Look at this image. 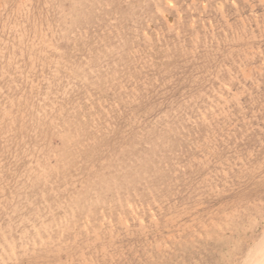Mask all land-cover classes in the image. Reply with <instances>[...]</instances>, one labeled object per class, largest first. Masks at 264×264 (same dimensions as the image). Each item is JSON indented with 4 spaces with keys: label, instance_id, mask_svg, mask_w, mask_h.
Listing matches in <instances>:
<instances>
[{
    "label": "rangeland",
    "instance_id": "rangeland-1",
    "mask_svg": "<svg viewBox=\"0 0 264 264\" xmlns=\"http://www.w3.org/2000/svg\"><path fill=\"white\" fill-rule=\"evenodd\" d=\"M0 109V264H240L264 231V0H0Z\"/></svg>",
    "mask_w": 264,
    "mask_h": 264
},
{
    "label": "bare ground",
    "instance_id": "bare-ground-1",
    "mask_svg": "<svg viewBox=\"0 0 264 264\" xmlns=\"http://www.w3.org/2000/svg\"><path fill=\"white\" fill-rule=\"evenodd\" d=\"M148 7V6H147ZM188 7V6H187ZM180 14V13H179ZM255 14V13H254ZM201 15V14H200ZM121 20V19H120ZM203 24V23H202ZM29 26V25H28ZM38 26V25H37ZM46 26V25H45ZM213 31V30H212ZM61 36V35H60ZM206 37V36H205ZM147 38V37H146ZM43 39V38H42ZM40 41V40H39ZM48 41V40H47ZM43 55V54H42ZM25 59V58H24ZM195 59V58H194ZM33 61V60H32ZM12 63V62H11ZM115 63V62H114ZM163 63V62H162ZM176 63V62H175ZM257 64V63H256ZM161 65V64H160ZM14 69V68H13ZM29 70V69H28ZM259 70V69H258ZM17 71V70H16ZM38 73V72H37ZM53 74V73H51ZM212 74V73H211ZM10 75V74H9ZM19 75V74H18ZM38 76V75H37ZM49 76V75H48ZM55 76V75H54ZM148 76V75H147ZM57 77V76H56ZM49 78V77H48ZM23 79V78H22ZM39 79V78H38ZM147 79V78H146ZM246 79V78H245ZM23 81V80H22ZM42 81V80H41ZM135 81V80H134ZM260 81V80H259ZM27 82V81H26ZM99 85V84H98ZM40 86V85H38ZM139 86V85H138ZM252 86V85H251ZM29 89V88H28ZM57 89V88H56ZM99 89V88H98ZM64 90V89H63ZM3 91V90H2ZM28 91V90H27ZM40 91V89H39ZM250 91V90H249ZM100 92V91H99ZM37 93V92H36ZM96 93V92H95ZM205 94V93H204ZM5 95V94H4ZM41 95V94H40ZM50 96V95H49ZM121 97V96H120ZM4 98V97H3ZM42 98V96H41ZM38 99V98H37ZM5 100V99H4ZM66 101V100H65ZM5 102V101H4ZM11 103V102H10ZM251 103V102H250ZM43 104V103H42ZM6 105V104H5ZM12 105V104H11ZM77 105V104H76ZM224 105V103H223ZM99 107V106H98ZM49 108V107H48ZM47 108V109H48ZM41 109V108H40ZM98 109V108H97ZM1 110V109H0ZM41 111V110H40ZM5 112V111H4ZM133 115V114H132ZM3 117V115H2ZM52 117V116H51ZM249 118V117H248ZM2 119V118H1ZM59 119V118H58ZM70 121V120H69ZM54 122V121H53ZM204 122V121H202ZM54 125V124H53ZM75 128V127H74ZM73 128V129H74ZM62 130V129H61ZM97 132V131H96ZM230 136V135H229ZM211 138V137H210ZM197 139V138H196ZM61 140V139H60ZM91 142V141H90ZM207 142V141H206ZM226 142V141H225ZM85 143V142H84ZM262 143V142H261ZM78 144V143H77ZM69 145V144H68ZM71 145V144H70ZM58 146V145H57ZM63 146V145H62ZM65 146V145H64ZM56 147V146H55ZM207 147V146H206ZM8 148V147H7ZM59 148V147H58ZM67 148V147H66ZM70 148V146H69ZM75 148V147H73ZM197 148V147H196ZM211 148V147H210ZM82 149V148H81ZM40 150V149H39ZM219 151V150H218ZM58 152V151H56ZM40 157V156H39ZM54 157V156H53ZM240 157V156H239ZM197 158V157H196ZM13 161V160H12ZM220 164V163H219ZM244 164V163H243ZM44 166V165H43ZM239 166V165H238ZM32 168V167H31ZM35 173V172H34ZM226 173V172H225ZM227 174V173H226ZM216 176V175H215ZM199 184V183H198ZM217 186V185H216ZM3 188V187H2ZM152 189V188H151ZM198 196V195H197ZM130 200V199H129ZM123 201V200H122ZM131 202V201H130ZM129 203V202H128ZM127 205V204H126ZM124 207V206H123ZM149 209V208H148ZM162 210V209H161ZM188 210V209H187ZM129 211V210H128ZM186 211V210H185ZM117 212V211H116ZM129 213V212H128ZM124 214V213H122ZM187 214V213H186ZM136 215V214H135ZM227 215V214H225ZM196 216V215H195ZM134 219V218H133ZM154 219V218H153ZM212 219V218H211ZM101 220V219H100ZM123 220V219H122ZM123 222V221H122ZM190 222V221H189ZM87 223V222H86ZM118 223V222H117ZM101 224V223H100ZM112 224V223H110ZM191 226V225H190ZM91 227V226H88ZM148 227V226H147ZM216 227V226H215ZM81 228V227H80ZM98 228V227H97ZM103 228V227H102ZM105 228V227H104ZM190 228V227H189ZM110 229V228H109ZM96 230V229H95ZM112 230V229H111ZM94 232V231H93ZM112 232V231H111ZM117 232V231H116ZM127 232V231H126ZM29 233V232H28ZM119 233V232H118ZM131 234V233H130ZM167 235V234H166ZM78 236V235H77ZM113 237V236H112ZM14 238V237H13ZM76 239V238H75ZM97 239V238H96ZM163 239V238H161ZM41 240V239H40ZM108 240V239H107ZM177 241V240H176ZM106 242V241H105ZM70 243V242H69ZM75 243V242H74ZM159 243V242H158ZM181 243V242H180ZM256 244L253 246L249 252H247L244 260L240 262V264H264V231L260 234V237ZM163 244V243H162ZM161 245V244H160ZM168 245V244H167ZM159 246V245H158ZM42 247V246H41ZM71 247V246H70ZM77 247V246H75ZM12 248V247H11ZM248 249V248H247ZM248 251V250H247ZM72 254V253H71ZM77 255V254H76ZM75 255V256H76ZM72 257V256H71ZM67 258V257H66ZM243 258V257H242Z\"/></svg>",
    "mask_w": 264,
    "mask_h": 264
}]
</instances>
